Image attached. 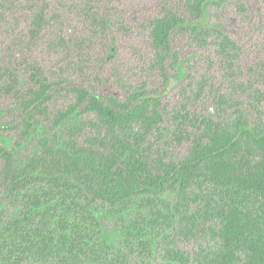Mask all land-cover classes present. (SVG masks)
Listing matches in <instances>:
<instances>
[{
  "label": "trees",
  "instance_id": "16d2710c",
  "mask_svg": "<svg viewBox=\"0 0 264 264\" xmlns=\"http://www.w3.org/2000/svg\"><path fill=\"white\" fill-rule=\"evenodd\" d=\"M209 1H190L189 21L165 7L148 23L156 65L165 78L166 60L176 57L170 48L172 33L206 24ZM46 8L42 0L30 21L33 45L49 24ZM84 14L96 25L101 22L90 3ZM232 45L221 36L224 52ZM59 47L70 55L65 40H59ZM28 69L32 86L23 91L17 68H0V88L11 93L26 114L24 140L12 144L9 137H0V197L22 206L20 216L6 221L0 239L3 247L8 242L21 250V264H129L131 256H145L158 247L161 264L184 263L188 255L167 244L175 227L183 238L215 234V260L220 264L232 263L241 252L250 264H264L260 89L248 87L255 116L239 106L227 115L230 99L218 94L215 117L193 121L188 111H178L165 120L156 91L141 88L120 101L81 87H72L74 102L53 114L46 104L50 81L36 63ZM177 80L170 77L168 88ZM188 120L196 124L195 131L186 129ZM44 122H51L57 132L65 129V137L52 140ZM165 137L167 145L188 141L186 154L167 159L159 144ZM32 142L31 151L16 154ZM170 190L176 195L173 203L165 199ZM108 219L114 223L110 234L102 232V221ZM14 261L10 264H19Z\"/></svg>",
  "mask_w": 264,
  "mask_h": 264
},
{
  "label": "rangeland",
  "instance_id": "374dc122",
  "mask_svg": "<svg viewBox=\"0 0 264 264\" xmlns=\"http://www.w3.org/2000/svg\"><path fill=\"white\" fill-rule=\"evenodd\" d=\"M44 1L49 24L33 45L29 42L28 30L42 0H0V68L16 67L18 88L27 91L32 86L28 65L36 63L51 83L46 103L49 113L54 114L72 104L75 94L71 88L81 87L102 98L113 97L120 101L141 88L156 91L161 95L165 120L178 111H188L193 121L199 117H215L218 94L230 99L227 115L236 112L235 107L239 106L255 116L250 102L252 90L248 89L254 86L263 93L264 123V0L209 1L206 24L194 30L176 29L172 33L170 48L176 57L166 60V78L156 65L148 23L162 15L165 7L186 21L191 20L187 4L192 0ZM86 3L101 15L99 24L84 14ZM222 35L234 44L226 52L220 46ZM61 39L70 49L68 57L59 47ZM170 77L178 80L168 88ZM25 115L12 94L0 88V137H9L12 144L16 139L24 140L21 130ZM193 121L185 123L188 131L196 130ZM43 125L52 140L65 137V129L57 132L51 122ZM156 136L154 132L151 137ZM168 138H163L159 144L167 159L179 160L186 154L189 142L167 145ZM34 145L33 142L26 144L16 154L22 156ZM1 163L0 159V168ZM165 199L173 203L176 195L172 190L167 191ZM21 212L19 202L0 197V231L6 221L20 216ZM102 222V232L112 233L113 221ZM177 228L169 231L167 244L170 249L188 255L184 257L185 262L179 264H220L215 260L219 248L215 234L183 238ZM0 247V264H10L17 259L21 264L20 257H24L21 250L9 246L8 242L3 247L1 239ZM138 256H131L129 264H161L164 261L160 247L155 252ZM8 257H12V261ZM224 264L250 262L241 252L232 263Z\"/></svg>",
  "mask_w": 264,
  "mask_h": 264
}]
</instances>
